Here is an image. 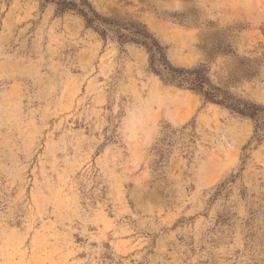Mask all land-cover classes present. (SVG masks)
<instances>
[{
  "label": "rangeland",
  "instance_id": "1",
  "mask_svg": "<svg viewBox=\"0 0 264 264\" xmlns=\"http://www.w3.org/2000/svg\"><path fill=\"white\" fill-rule=\"evenodd\" d=\"M60 1L0 0V264H264V130ZM87 1L264 113V0Z\"/></svg>",
  "mask_w": 264,
  "mask_h": 264
},
{
  "label": "trees",
  "instance_id": "2",
  "mask_svg": "<svg viewBox=\"0 0 264 264\" xmlns=\"http://www.w3.org/2000/svg\"><path fill=\"white\" fill-rule=\"evenodd\" d=\"M79 2H57V11L60 13L72 11L78 14L83 19L84 26L92 28L103 41L114 36L119 44L131 42L144 47L148 55L147 68L157 75L162 82L190 90L198 94L205 102L218 104L239 117L252 120L254 123L252 139L255 141L261 140V132L264 130L262 107L234 95L228 90L226 84L223 86L214 85L204 65H197L192 68L174 66L167 59L164 47L160 46L144 25H131L125 28L126 33H123L121 26L114 27L111 25L112 22L101 17L87 0H79ZM102 23L107 28L102 27ZM110 32L114 35L110 36ZM238 70H241V67ZM256 76H258V71L249 64L242 67V71H240L241 79H251ZM165 137L160 140V146L156 148V152L160 156L163 152V145L167 144L168 137Z\"/></svg>",
  "mask_w": 264,
  "mask_h": 264
}]
</instances>
